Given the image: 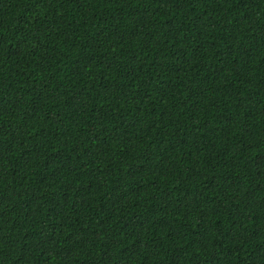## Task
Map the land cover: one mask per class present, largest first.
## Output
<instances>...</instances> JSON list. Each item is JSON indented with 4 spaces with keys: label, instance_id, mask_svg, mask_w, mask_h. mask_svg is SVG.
<instances>
[{
    "label": "trees",
    "instance_id": "obj_1",
    "mask_svg": "<svg viewBox=\"0 0 264 264\" xmlns=\"http://www.w3.org/2000/svg\"><path fill=\"white\" fill-rule=\"evenodd\" d=\"M0 264H264V0H0Z\"/></svg>",
    "mask_w": 264,
    "mask_h": 264
}]
</instances>
